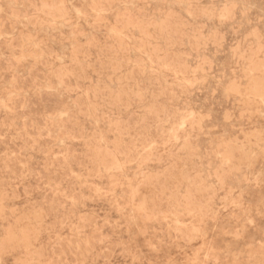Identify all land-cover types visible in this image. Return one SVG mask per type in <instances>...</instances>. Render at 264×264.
Segmentation results:
<instances>
[{"label":"rangeland","instance_id":"1","mask_svg":"<svg viewBox=\"0 0 264 264\" xmlns=\"http://www.w3.org/2000/svg\"><path fill=\"white\" fill-rule=\"evenodd\" d=\"M0 264H264V0H0Z\"/></svg>","mask_w":264,"mask_h":264},{"label":"bare ground","instance_id":"2","mask_svg":"<svg viewBox=\"0 0 264 264\" xmlns=\"http://www.w3.org/2000/svg\"><path fill=\"white\" fill-rule=\"evenodd\" d=\"M251 72V71H250ZM62 117V116H61Z\"/></svg>","mask_w":264,"mask_h":264}]
</instances>
